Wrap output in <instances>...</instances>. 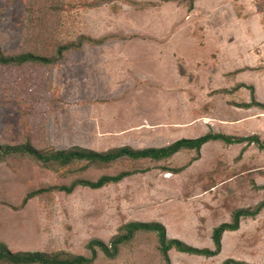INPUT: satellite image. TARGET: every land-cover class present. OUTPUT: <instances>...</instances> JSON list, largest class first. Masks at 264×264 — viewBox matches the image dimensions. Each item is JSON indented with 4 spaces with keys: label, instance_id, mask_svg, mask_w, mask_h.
Returning <instances> with one entry per match:
<instances>
[{
    "label": "rangeland",
    "instance_id": "374dc122",
    "mask_svg": "<svg viewBox=\"0 0 264 264\" xmlns=\"http://www.w3.org/2000/svg\"><path fill=\"white\" fill-rule=\"evenodd\" d=\"M189 5V0H0L5 55L30 51L54 58L59 45L78 37L103 40L68 49L54 63L0 65V146L27 141L40 151L77 145L103 152L122 144L160 147L208 131L254 134L264 144V110L236 105L250 96L264 103V60L257 52L264 44V0ZM241 41L247 46L242 61L222 53ZM238 78L244 87H237ZM193 155L180 150L158 162L121 158L103 167L74 162L43 168L27 155L0 154V242L9 251L82 255L90 264H163L152 233H134L111 257L86 249L92 240L107 244L131 216L161 223L167 237L212 249L213 227L232 210L264 201V151L253 143L217 140L206 143L187 169L162 170ZM143 166L146 174L99 190L50 189ZM34 191L38 194L21 205L22 196ZM203 191L211 202L200 200ZM133 198L146 205L134 208ZM239 223L240 237L226 235L217 259L170 249L169 264H220L230 253L264 264V209Z\"/></svg>",
    "mask_w": 264,
    "mask_h": 264
},
{
    "label": "trees",
    "instance_id": "16d2710c",
    "mask_svg": "<svg viewBox=\"0 0 264 264\" xmlns=\"http://www.w3.org/2000/svg\"><path fill=\"white\" fill-rule=\"evenodd\" d=\"M190 5H191V0ZM189 5V8H190ZM103 40L91 41V39L78 37L76 42H69L67 44L59 45L55 50V57H43L34 55L33 52L25 51L18 52L15 54L5 55L0 50V65H20L26 62H33L37 64L54 63L61 56L62 52L79 47L82 43H90L91 45H100ZM237 87H244L243 83H236ZM252 92L250 86H246ZM224 90V89H223ZM225 91V90H224ZM238 108L247 109L250 107H257L264 110V103H260L254 100L250 96L248 102H241L236 104ZM258 137L254 134L246 136H234L229 134H223L220 132L212 133L210 131L200 134L196 137L191 138H177L172 142L160 146V148H137L133 149L127 145H121L116 147H111L103 152H95L89 150L85 147H80L77 145L70 146L64 149H53L46 148L45 150L34 149L29 142H23L19 145H14L11 147L0 146V154H21L27 155L31 160L38 163L43 168H54V167H64L71 163L84 162L85 166H108L111 163L118 161L121 158L128 160L136 159H146L150 162H157L160 159L167 158L173 153L179 150H189L193 151L194 155L191 156L184 164L178 167L168 168L169 173H178L186 166H188L191 161L198 157V150L201 145L207 142L221 141L224 144H239L243 143L250 144L253 143L259 149V151H264V144L257 140ZM144 169H132L123 170L115 174H103L95 181H87L85 179H76L71 181L68 185H58L52 186L50 189L62 192L64 194L69 193L76 186L86 187L89 190H99L103 186L108 184H115L119 182L122 178L135 174L138 172H143ZM166 172V173H167ZM38 194V191L26 192L21 199V205H23L26 200L32 198ZM262 209H264V201L256 203L252 208H236L231 211L229 220L225 222H220L211 229L209 239L212 244V249L201 248L191 246L185 242L173 238L167 237L164 230V226L158 222H143V221H126L116 227V233L110 237L107 244H104L97 240H92L87 244V250L91 251L92 248H96L102 255L107 257L113 256L117 247L128 241L136 232L142 233H152L156 238L157 243V253L161 256L163 264H169V257L166 254L167 250L174 249L179 253H186L191 255H199L204 258H211L216 256L217 252L220 250L221 234L223 231H232L238 228V221L242 217H253L258 214ZM91 258L86 259L82 255H71L62 253L60 251L51 253H40V252H27V251H9L3 243L0 242V263L3 264H90ZM220 264H248L242 261L232 260L226 258L222 260Z\"/></svg>",
    "mask_w": 264,
    "mask_h": 264
},
{
    "label": "crops",
    "instance_id": "0c3cea01",
    "mask_svg": "<svg viewBox=\"0 0 264 264\" xmlns=\"http://www.w3.org/2000/svg\"><path fill=\"white\" fill-rule=\"evenodd\" d=\"M225 46V45H224ZM221 46L220 45H217L216 46V48H220ZM207 48V47H206ZM246 49H247V46H246V43L245 42H240L239 44H238V46H237V48L235 49H232V48H228L227 50H225V52H222V53H224V55H231L232 57H235V58H237V61H242V59L243 58H241V54H246ZM218 52H220V50H218ZM257 52H259L258 54L260 55L259 57H261L262 58V60H264V44H261L260 46H259V48L257 49ZM257 56V55H256ZM245 57V56H244ZM258 57V56H257ZM235 60V59H234ZM264 62V61H263ZM237 68H234V70L235 69H237V72H239L238 73V77L240 76V74H242L241 72H240V68H242V66H240V64L239 65H237L236 66ZM146 74V73H145ZM241 81L242 80H239V78H238V81L237 82H239V83H241ZM145 82V81H144ZM263 84H264V82H263ZM145 87H146V85H145ZM251 108V107H250ZM248 109V108H247ZM179 138H181V137H179ZM183 138H185V137H183ZM189 138H191V137H189ZM177 139V138H176ZM175 140V139H174ZM173 141V140H172ZM171 141V142H172ZM170 143V142H169ZM208 143V142H207ZM166 144H168V143H166ZM166 144H163V145H160V146H164V145H166ZM206 144V143H205ZM205 144H203V145H201L200 146V148H199V150H198V157L195 159V160H193V161H191V163L192 162H196L198 159H199V157H200V154H201V149H203L204 148V145ZM122 145H127V146H129V147H131V148H133V149H137V148H160V147H145V146H141V147H133V146H131V145H129V144H122ZM117 146H121V145H117ZM113 147H116V146H113ZM86 148V147H85ZM90 150V149H89ZM180 151V150H179ZM179 151H177V152H179ZM96 152V151H95ZM177 152H175V153H177ZM175 153H173V154H175ZM172 154V155H173ZM171 155V156H172ZM170 157V156H169ZM168 158V157H167ZM164 159H166V158H164ZM145 161L146 162V159H136V160H132V161ZM160 160H162V159H160ZM148 161V160H147ZM158 162V161H157ZM136 163H138V162H136ZM190 163V164H191ZM189 164V165H190ZM188 165V166H189ZM179 166H181V165H179ZM188 166H186L184 169H187V167ZM175 167H178V166H175ZM138 169H144L145 171H143V172H138V173H135V174H146V167H141V168H138ZM184 169H182L181 171H183ZM162 170H164V172H167V171H165V170H167V169H165V168H163L162 167ZM180 171V172H181ZM169 172H167V174H168ZM179 173V172H178ZM135 174H131V175H129V176H132V175H135ZM173 174H177V173H173ZM129 176H126V177H124V178H127V177H129ZM124 178H122V179H124ZM121 179V180H122ZM120 180V181H121ZM118 183V182H117ZM117 183H115V184H117ZM207 195H208V193L207 192H205V191H203L202 192V194L201 195H199V197H200V200L201 201H206V202H211V200L209 199V198H207ZM132 203L134 204V208H139L140 207V205L141 204H143L144 206L146 205V200L145 199H143V198H133L132 199ZM224 220H229V215H228V218L227 217H225L224 218ZM128 221H142V220H137V219H134V218H132L131 216H129V218H128ZM214 228V227H213ZM211 231V230H210ZM166 235H168V234H166ZM226 235H228V236H230V237H236V238H239L240 237V223L238 224V228L237 229H235V230H232V231H223L222 232V234H221V237H220V239H221V243H220V250H219V252H217V254H216V256H214V257H211V258H206L207 260H215V259H217V257L220 255V253L221 252H223V250H221L222 249V242H223V240H224V237L226 236ZM209 236H210V234H209ZM170 237H173V235H171ZM173 238H177V239H180L178 236H174ZM195 247V246H194ZM233 253V252H232ZM166 254L168 255V257H169V252H168V250L166 251ZM229 256L227 257V258H230V259H232V260H236V261H242V262H245V263H248V264H259L258 263V261H256V259H254L255 261H253V262H251V261H248V260H246V258H243V257H236V254L234 253V254H228ZM198 257H200L199 255H197ZM255 258V257H254ZM226 259V258H225ZM224 260V259H223Z\"/></svg>",
    "mask_w": 264,
    "mask_h": 264
}]
</instances>
